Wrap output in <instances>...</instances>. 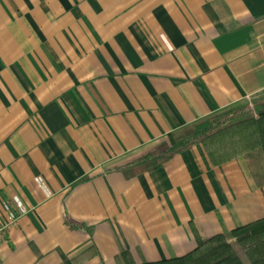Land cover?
<instances>
[{
    "label": "crops",
    "instance_id": "obj_1",
    "mask_svg": "<svg viewBox=\"0 0 264 264\" xmlns=\"http://www.w3.org/2000/svg\"><path fill=\"white\" fill-rule=\"evenodd\" d=\"M264 96V0H0V264L180 258L264 218L241 156L201 145L136 177L168 134Z\"/></svg>",
    "mask_w": 264,
    "mask_h": 264
},
{
    "label": "trees",
    "instance_id": "obj_2",
    "mask_svg": "<svg viewBox=\"0 0 264 264\" xmlns=\"http://www.w3.org/2000/svg\"><path fill=\"white\" fill-rule=\"evenodd\" d=\"M196 145L204 148L214 165L245 154L252 162V177L264 183V96L238 102L168 134L164 147L126 165L123 172L136 177L157 171ZM140 264H264V218L215 235L180 258Z\"/></svg>",
    "mask_w": 264,
    "mask_h": 264
},
{
    "label": "built area",
    "instance_id": "obj_3",
    "mask_svg": "<svg viewBox=\"0 0 264 264\" xmlns=\"http://www.w3.org/2000/svg\"><path fill=\"white\" fill-rule=\"evenodd\" d=\"M14 208L7 207L8 222L6 224H0V245L6 241V237L10 228L18 224L19 219L27 213L26 207L18 198H13Z\"/></svg>",
    "mask_w": 264,
    "mask_h": 264
}]
</instances>
